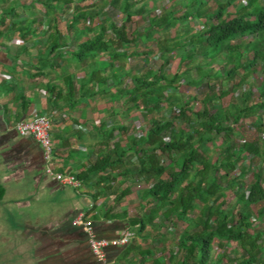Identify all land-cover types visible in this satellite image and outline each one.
Segmentation results:
<instances>
[{
  "label": "trees",
  "instance_id": "1",
  "mask_svg": "<svg viewBox=\"0 0 264 264\" xmlns=\"http://www.w3.org/2000/svg\"><path fill=\"white\" fill-rule=\"evenodd\" d=\"M156 1H78L65 19L68 32L81 24L94 33L75 50L89 73L79 88L71 75L64 89L50 88L52 101L119 98L123 113L113 117L130 121L100 122L102 152L75 175L96 202L115 195L119 204L133 187L146 186L145 212L129 221L131 242L109 246L106 262L83 233L87 246L95 264H109L110 249L117 264H264V0H174L158 11L150 6ZM42 2L54 11L75 4ZM4 13L15 16L12 7ZM62 20L51 33L52 52L64 47ZM17 29L24 31L14 21L7 28ZM140 55L149 60L141 68L133 63ZM5 194L0 184V201ZM91 219L101 237L99 216ZM141 237L153 248L139 246Z\"/></svg>",
  "mask_w": 264,
  "mask_h": 264
},
{
  "label": "crops",
  "instance_id": "2",
  "mask_svg": "<svg viewBox=\"0 0 264 264\" xmlns=\"http://www.w3.org/2000/svg\"><path fill=\"white\" fill-rule=\"evenodd\" d=\"M78 1L81 7H85L101 0H75V4L68 7L69 11L67 9L66 12L64 8L48 10L42 0H3L0 4V171L9 184L31 179L34 191L30 195L28 193V197L14 202L21 203L20 210L32 197L39 193L45 194L48 190L60 197L57 215L54 213L52 222L46 225L40 220L34 225L28 222L21 225L0 211L2 225H11L16 231L18 227L23 228V231L25 229L23 238L27 246L22 255L33 262L30 264H95L96 259L83 235L85 231L82 227L74 229L71 226L73 219L83 213L87 220L92 221L91 217L98 215L99 219L94 223L101 237L112 239L128 229L132 236L129 221L144 214L146 207V202L142 200L146 188L143 184L133 187L132 193L119 204L115 195L101 197L96 202L93 199L95 191L90 186L76 189L60 184L45 173L46 167L52 165L59 172L78 174L91 157H97L102 152V135L98 133L100 122L114 119L113 123L119 122L120 127L130 122L124 114L113 117L116 112L123 113V102L119 98H84L72 106H67L62 100L56 103L52 101L50 88L64 89L68 75L73 76L79 88L89 73V65H82L76 59L75 50L80 43L92 38L94 33L88 34V30H82L81 24L68 32L71 21L65 20L79 6ZM156 5L157 1L155 4L150 3L151 7ZM11 7L15 10V16L6 17L4 10H10ZM61 16L63 20L59 24L64 31V47L52 52L51 33ZM4 17L7 18L5 24ZM11 21L23 28L24 33L18 29L7 30ZM146 24L139 21V26ZM181 36L186 34L182 33ZM143 47L140 44L138 49ZM148 61L140 55L133 63L141 68ZM104 62L107 60L104 59ZM39 115L48 116L53 124L51 136L54 148L50 161L45 159L43 147L34 138L23 137L15 129L18 121L32 120ZM133 115V126L138 120L143 122L142 112L136 111ZM64 138L70 140V147L65 145ZM1 185H6L5 199L9 194V186ZM137 243L145 249L153 248V244L145 237L139 238ZM117 256L110 249L108 263L117 264Z\"/></svg>",
  "mask_w": 264,
  "mask_h": 264
},
{
  "label": "rangeland",
  "instance_id": "3",
  "mask_svg": "<svg viewBox=\"0 0 264 264\" xmlns=\"http://www.w3.org/2000/svg\"><path fill=\"white\" fill-rule=\"evenodd\" d=\"M173 0H157L158 7L162 4L171 3ZM162 2V4H161ZM178 3V2H177ZM166 5V6H167ZM163 6V5H162ZM172 6V5H171ZM228 11H233L232 7L227 9ZM198 22V20H196ZM202 22V21H201ZM199 21V23L201 24ZM246 40H250L249 37L245 38ZM253 79H261L260 73H257ZM252 79V81H254ZM256 83V86L258 85ZM253 93L255 96L258 95V91L256 87L252 88ZM0 183L1 184H8L9 194L2 202H0V211L3 214L9 215L13 221L20 223L21 225H25V222L34 225L33 223L36 221H42L44 225L49 224L51 221V216L54 213L57 215L56 209L58 208V202H60V197L55 196V193L46 192L45 194H37L36 196L32 197V200L29 203L23 205L22 210H20L21 203H14L15 200L25 198L30 193L34 191V186L31 179H25L18 184L15 183H6L4 180L3 172L0 171ZM18 185V186H17ZM6 187V185H5ZM37 192H35L36 194ZM28 197V196H27ZM18 209V212L16 211ZM41 217V219L37 218ZM260 222V221H259ZM9 225V223H7ZM7 225V226H8ZM19 230H15V228L11 225L5 227L0 223V264H30L33 263L26 259V256H23L22 253H25V239L23 228L18 227ZM33 241V240H32ZM32 243V242H31Z\"/></svg>",
  "mask_w": 264,
  "mask_h": 264
},
{
  "label": "built area",
  "instance_id": "4",
  "mask_svg": "<svg viewBox=\"0 0 264 264\" xmlns=\"http://www.w3.org/2000/svg\"><path fill=\"white\" fill-rule=\"evenodd\" d=\"M136 134L143 133V122L138 120L135 123ZM16 131L23 137L34 138L44 149L45 159L50 161L53 153V140H52V122L46 115H39L32 120H21L15 124ZM45 173L47 176L54 178L60 184L68 185L79 189L82 183L77 179L73 173H62L57 171L52 165L46 167ZM73 225L82 227L87 234L89 246L93 254L104 261L106 259V249L113 246H122L129 244L132 236L128 230H125L121 236L108 239L99 237L95 231L94 224L91 220H87L83 213L78 214L73 219Z\"/></svg>",
  "mask_w": 264,
  "mask_h": 264
}]
</instances>
